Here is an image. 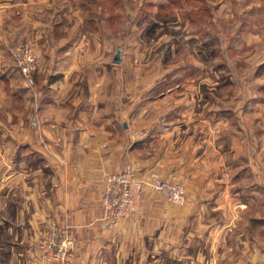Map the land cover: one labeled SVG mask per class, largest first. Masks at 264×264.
<instances>
[{
	"label": "crops",
	"instance_id": "obj_1",
	"mask_svg": "<svg viewBox=\"0 0 264 264\" xmlns=\"http://www.w3.org/2000/svg\"><path fill=\"white\" fill-rule=\"evenodd\" d=\"M101 10L0 0L1 41L33 42L38 54L34 87L0 62V125L13 142L0 146V264H54L39 252L52 223L74 237V264H264L261 131L246 141L231 114L196 111L191 98L182 110L179 99L153 96L158 81L136 85L113 44L100 50ZM258 59L253 86L264 74V53ZM120 69L140 96L127 84L119 92ZM127 165L144 180L139 209L106 221V176ZM152 174L181 183L186 204L155 192Z\"/></svg>",
	"mask_w": 264,
	"mask_h": 264
},
{
	"label": "rangeland",
	"instance_id": "obj_2",
	"mask_svg": "<svg viewBox=\"0 0 264 264\" xmlns=\"http://www.w3.org/2000/svg\"><path fill=\"white\" fill-rule=\"evenodd\" d=\"M85 2L101 8L102 18L107 19L106 25L101 23L97 28L102 54L113 44L111 51L118 49L116 53L123 54L136 85H156L158 81L162 86L153 96L162 93L173 101L179 99L182 110L192 99L196 111L231 114L230 124L241 123L246 141L256 130L261 131L264 141V74L256 81L257 86L246 81L264 53V0ZM30 43L37 52L35 43ZM13 45L17 43L6 47L0 38V62L15 69L17 73L11 78L21 84L23 78L7 50ZM117 75L123 96L129 89L133 97L140 96L129 75L121 69ZM106 80L108 87L112 81L110 77ZM245 113L252 114L251 120L258 123L247 121ZM233 115L238 120L232 121ZM3 127L0 125V146L8 141L12 146L13 142L2 134ZM6 156L2 154L1 158Z\"/></svg>",
	"mask_w": 264,
	"mask_h": 264
},
{
	"label": "built area",
	"instance_id": "obj_3",
	"mask_svg": "<svg viewBox=\"0 0 264 264\" xmlns=\"http://www.w3.org/2000/svg\"><path fill=\"white\" fill-rule=\"evenodd\" d=\"M8 54L19 74L30 87L35 86L34 73L38 55L29 42L8 47ZM144 180L135 175L132 165L106 176L101 203L104 220H123L136 213L142 198ZM151 187L174 205L186 202V190L179 182L168 181L157 174L151 175ZM42 260L54 264H74L76 241L66 226L52 223L39 243Z\"/></svg>",
	"mask_w": 264,
	"mask_h": 264
},
{
	"label": "water",
	"instance_id": "obj_4",
	"mask_svg": "<svg viewBox=\"0 0 264 264\" xmlns=\"http://www.w3.org/2000/svg\"><path fill=\"white\" fill-rule=\"evenodd\" d=\"M116 59H117V61L119 60V55L117 54V56H116Z\"/></svg>",
	"mask_w": 264,
	"mask_h": 264
},
{
	"label": "trees",
	"instance_id": "obj_5",
	"mask_svg": "<svg viewBox=\"0 0 264 264\" xmlns=\"http://www.w3.org/2000/svg\"><path fill=\"white\" fill-rule=\"evenodd\" d=\"M34 79H35V73H34Z\"/></svg>",
	"mask_w": 264,
	"mask_h": 264
}]
</instances>
